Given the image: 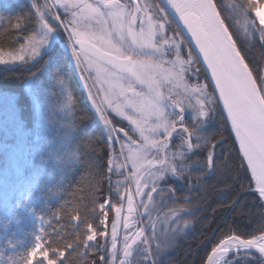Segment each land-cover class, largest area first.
Returning <instances> with one entry per match:
<instances>
[{
	"label": "trees",
	"instance_id": "16d2710c",
	"mask_svg": "<svg viewBox=\"0 0 264 264\" xmlns=\"http://www.w3.org/2000/svg\"><path fill=\"white\" fill-rule=\"evenodd\" d=\"M43 1L49 5L48 0H0V264H29L38 238L32 213L51 221L48 249L67 252L60 264H111L101 220L105 214L107 230L115 223L124 204L127 172L113 131L91 107L71 66L64 31L58 28L61 39L39 60L6 64L10 56L36 44L40 18L33 2L39 7ZM144 1L165 15L170 30L191 50L210 87L212 114L201 125L189 117L192 150L174 144L167 163L176 177L164 176L162 168L149 188L158 219L174 218L181 231L156 244L150 229L153 261L146 254L130 264H206L225 239L249 241L264 235V200L253 191L250 168L192 47L160 0ZM214 2L264 97V29L254 15L257 4ZM112 119L136 138L126 122ZM90 228L98 237L85 251ZM255 257L259 260L242 264H263Z\"/></svg>",
	"mask_w": 264,
	"mask_h": 264
},
{
	"label": "rangeland",
	"instance_id": "374dc122",
	"mask_svg": "<svg viewBox=\"0 0 264 264\" xmlns=\"http://www.w3.org/2000/svg\"><path fill=\"white\" fill-rule=\"evenodd\" d=\"M250 1L257 4L254 15L264 29V3ZM48 2L49 5L43 1L39 7L33 2L40 18L36 44L10 56L6 64L13 66L27 60H39L61 39L58 28L64 31L67 37L64 47L71 66L91 107L104 125L113 131L127 172L124 204L110 230H107V216H102L104 250L111 264H130L135 256L146 254L153 261L147 232L152 230L157 244L177 235L182 228L175 225L172 217L158 219L149 188L155 185L154 176L162 168L164 176L176 177L172 165L167 163L174 144L182 151L192 150V133L187 127L189 117L200 125L210 120L212 97L209 84L180 34L170 30L165 15L150 10L144 0ZM71 39L92 44L100 52L131 59L133 64L129 73L122 74L109 68L75 48ZM32 84L31 81L28 85L29 91L33 89ZM36 107L42 118L38 102ZM112 116L126 122L136 138L117 127ZM252 177L257 187L253 174ZM31 217L38 226V238L29 264H60L67 252L48 249L46 231L51 221L35 213ZM89 232L85 251L96 243L98 237L95 229L90 228ZM68 249L72 251L73 247ZM254 254L240 253L233 259L229 256L223 264L259 260ZM260 260L264 264V259L260 257ZM0 262L4 263L1 255Z\"/></svg>",
	"mask_w": 264,
	"mask_h": 264
},
{
	"label": "water",
	"instance_id": "95a60500",
	"mask_svg": "<svg viewBox=\"0 0 264 264\" xmlns=\"http://www.w3.org/2000/svg\"><path fill=\"white\" fill-rule=\"evenodd\" d=\"M160 1L201 63L253 174L252 164H256V157L264 167V97L214 0ZM71 42L75 48L122 74H128L133 64L131 59H121L100 52L92 44L75 39H71ZM237 69L241 73L240 83L235 78ZM253 191L258 192L260 196L264 192L258 187ZM233 237L245 243L252 241ZM233 237L225 239L217 246L206 264H215L223 246ZM245 252L255 253L264 259V250L252 246L234 249L228 253L233 256Z\"/></svg>",
	"mask_w": 264,
	"mask_h": 264
},
{
	"label": "bare ground",
	"instance_id": "6f19581e",
	"mask_svg": "<svg viewBox=\"0 0 264 264\" xmlns=\"http://www.w3.org/2000/svg\"><path fill=\"white\" fill-rule=\"evenodd\" d=\"M235 78L239 83L241 82V73L239 69H237L235 72ZM243 151L245 152L244 148ZM255 159H256V164L255 163L254 165L252 164L253 176L256 181L257 187L264 190V167L260 163L257 157ZM261 195L264 200V192H262ZM246 246H252L254 248H260L264 250V235L252 240L250 243L242 242L241 240H238L234 237L229 239L227 243L223 246L222 248L223 250L216 259L215 264H223L225 260L229 257V253H228L229 251L234 249H242L245 248Z\"/></svg>",
	"mask_w": 264,
	"mask_h": 264
}]
</instances>
